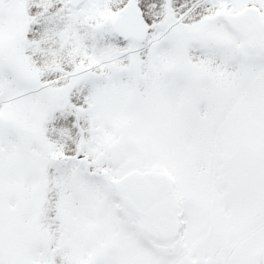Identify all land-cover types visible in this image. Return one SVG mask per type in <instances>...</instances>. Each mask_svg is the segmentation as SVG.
Returning <instances> with one entry per match:
<instances>
[{
  "label": "snow or ice",
  "instance_id": "snow-or-ice-1",
  "mask_svg": "<svg viewBox=\"0 0 264 264\" xmlns=\"http://www.w3.org/2000/svg\"><path fill=\"white\" fill-rule=\"evenodd\" d=\"M0 264H264V0H0Z\"/></svg>",
  "mask_w": 264,
  "mask_h": 264
}]
</instances>
